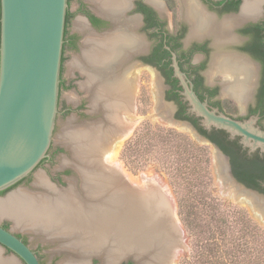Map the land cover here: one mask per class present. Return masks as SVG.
I'll use <instances>...</instances> for the list:
<instances>
[{
  "label": "flooded vegetation",
  "instance_id": "flooded-vegetation-1",
  "mask_svg": "<svg viewBox=\"0 0 264 264\" xmlns=\"http://www.w3.org/2000/svg\"><path fill=\"white\" fill-rule=\"evenodd\" d=\"M251 1L253 0H119L107 10H99L93 1L68 0L58 115L66 116L72 112L78 118L92 115L97 120L95 126L99 125L106 133L109 124L122 126L119 113L129 108L127 104L132 102L135 95L143 94L142 85L148 76L152 80L148 82L149 85L152 83L149 94L155 100L156 111H161L162 97L164 103L172 107L171 112L176 120L189 123L200 135L221 149L228 158L232 174L241 185L264 194V151L260 148L252 150L250 146H246L242 142V136L233 138L223 129L204 128L202 118L190 111L191 105L183 95L184 88L177 72L179 68L189 87L211 110L216 109L240 121L253 120L264 131V0H260L255 12L247 13L244 7ZM73 3L75 8L72 7ZM77 21L81 23L78 25L75 23ZM92 36L96 39H92ZM116 40L118 42H114ZM89 51L95 53L90 54ZM113 52L116 54L113 55ZM90 55L102 59L98 57L99 60L94 63L89 60ZM81 62L84 65L81 66ZM240 71L245 79H241ZM86 74L94 76L93 82H89L91 85L87 82L91 87L86 83L90 81ZM228 74H232L233 78L229 79ZM119 84L130 95L124 106H116V103L115 107L109 109L108 99L94 103L95 107L94 104L87 106V100L83 96L75 108L66 103L60 108L64 90L75 88L81 93L88 92L93 103V95L102 90L105 93L109 90L112 92L113 87ZM104 88H107V92ZM237 88H243L244 99L236 91ZM88 107L91 108V113ZM166 116L160 115L161 118ZM119 130L121 127L114 132ZM53 147L37 167L47 169L54 160L55 152L65 149L61 146L52 152ZM222 167L225 170L224 163ZM71 172L72 168L66 167L53 176L54 185H65L66 176ZM33 177L30 173L1 191L0 196L20 184L32 185ZM73 192L74 190L71 193ZM63 193L67 192L59 191L56 193L58 198H51L58 200ZM71 193L70 196L73 195ZM1 218L6 221L0 222V225L29 245L39 263L44 264L41 255L44 246L41 243L38 247H32L29 233L42 232L54 237L56 233L44 229L42 224L43 229H34L23 217L4 215ZM12 224L24 226L29 232L26 229L14 231ZM6 262L26 264L16 253L0 244V264Z\"/></svg>",
  "mask_w": 264,
  "mask_h": 264
},
{
  "label": "rangeland",
  "instance_id": "rangeland-1",
  "mask_svg": "<svg viewBox=\"0 0 264 264\" xmlns=\"http://www.w3.org/2000/svg\"><path fill=\"white\" fill-rule=\"evenodd\" d=\"M74 5L75 3L72 5L73 8H75ZM149 81L152 80L147 76L144 79L145 84L142 85L143 94L135 95L129 104V108L125 112L119 113L118 118L120 117L122 126L109 124L106 133L99 125L95 126L97 120L92 115L82 118H78L73 112L66 116L58 115L51 144V147H54L51 151L55 152L56 148L61 146L65 149L55 152L54 160L47 169L37 167L31 172L34 176L32 185L20 184L7 194L1 195L0 200L6 199L13 192L21 193V191H24L23 194L29 195L34 200H40L42 197L48 199L53 196L58 198L56 193L59 191H68L69 193L70 190L71 192L74 190L73 193L70 192L73 194L71 195L72 198L79 197L81 186H85L86 177H84L83 172H87L91 167L86 163V159L83 161L77 159L72 149L73 144L63 142L61 134H70L75 131L91 132L92 129L100 136L99 131H101L102 140H99L102 144L104 142L116 143L115 160L123 179L125 178L127 183L135 188L138 195H142L139 197L143 203L139 217L145 216L144 219L148 217L154 220L157 217H169L177 230V236L180 235L178 237L179 242L166 240L167 248L165 251L169 252H166L169 257H165V264H210L201 261L213 262L218 258L222 261H231L232 258L226 256V252H230L233 247L229 241H227L228 245H219L211 252L210 248L214 245L209 246L204 240L218 232V227L222 226L221 220L226 219L230 224L233 223V220H238L239 217L240 219L252 220L263 232L259 238L257 236L254 238V234L248 235L246 239L249 241L250 249L258 248L261 253L260 259L264 264V246L261 244L262 240L264 241V216L260 215L261 212L255 207L254 201L253 203L246 202L240 198L241 196L230 194V188L226 183L228 180L222 167L223 161L221 163L222 159L214 155L213 147L210 144L198 142L189 131L162 120L160 115L164 116L165 114L162 110L156 111L155 100L149 94L150 86H152V83L149 85ZM83 96L87 100V106L92 105L88 92L81 93L75 88L68 91L64 90L60 100V108L63 103L75 108ZM90 109L88 107L91 113ZM89 125L90 128H88ZM84 127L87 128L84 129ZM120 127L121 130L114 132ZM93 128H98L99 131ZM111 132L114 133V136L110 135ZM104 137L105 141H103ZM66 167L72 168V172L66 176V184L54 185L55 181L52 180V177ZM39 175L45 177L47 186L39 183ZM249 198L251 199V197ZM56 200L54 199L53 203ZM1 217L0 222H5L6 220ZM192 219L197 220L200 224H205V226L201 228L188 227L186 220ZM11 226L14 231L24 229V226H15L14 224ZM50 232L54 231L51 230ZM230 233L233 234L232 231ZM61 234L56 233V237H54V235L48 236L42 232L29 233L28 237L32 247H38L41 243L44 246L41 250L44 264H113L115 261L117 264L129 261L132 264H142L145 261L140 257L134 256L132 258L127 257V255L110 261V257H114L111 252L99 253L105 249L106 244L98 253L89 256L86 254L89 250L88 247H85L86 239L81 237L83 244L80 241V245H74L75 241L78 240L72 238L71 235L64 236L62 234L59 236ZM134 244H139L137 239H135ZM111 247L112 245L109 249ZM257 259L250 253L244 261L238 260L237 264H257Z\"/></svg>",
  "mask_w": 264,
  "mask_h": 264
},
{
  "label": "water",
  "instance_id": "water-1",
  "mask_svg": "<svg viewBox=\"0 0 264 264\" xmlns=\"http://www.w3.org/2000/svg\"><path fill=\"white\" fill-rule=\"evenodd\" d=\"M68 7V0H0V192L33 172L39 163L47 157L51 147L59 114L62 50ZM177 72L184 88L183 95L191 105L190 111L202 118L204 128L223 129L233 138L242 136V142L246 146H250L252 150L260 148L264 151V131L257 127L253 120L240 121L216 109L211 110L189 87L179 68ZM161 100L163 103L161 110L168 113L165 118L163 117L164 120L189 131L198 142L210 144L213 147L214 155L222 159L225 165V176L229 183L239 190L236 195L247 199L251 197L257 202L264 203V194L243 186L236 180L228 158L221 149L200 135L189 123L176 120L171 112L170 104L166 105L162 97ZM99 133V138L102 140L101 131ZM83 159L87 161V157H83ZM86 163L90 165L91 169L94 168L95 171L102 172L99 175L101 179L113 172L102 160L95 165ZM92 172L89 169L84 173L85 186H81L79 197L71 198L69 206L62 204L69 211L73 210L75 205L84 206L86 208L83 213L84 219L88 221H92L95 215L109 213L112 210L115 213L120 212L119 204H124V201L119 203L120 195H110L111 191H108L107 186L105 189L104 186H97L99 190L94 196L92 193L96 182L91 177ZM113 173L116 178L120 179L119 181L122 180L121 185L124 188H131L135 197L141 200L138 202L142 203V199L139 198L142 195H138L135 188L127 183L125 178L123 179L120 172ZM123 187L122 192L124 193ZM65 192L68 194V191ZM116 193L120 194V191L116 190ZM123 195L125 196L123 200H126L125 193ZM142 198L144 199V197ZM112 200L115 201L112 202ZM257 202H254L255 207L261 212L260 215L264 216V208ZM52 204L56 206L57 203ZM134 209H136V214H131V216L135 218L138 214L136 220L138 228L135 229V232L137 230L136 233L141 235L139 229L146 226V228L153 229L150 232L152 235H149L148 239L135 237L134 239L138 240L139 238L147 246L138 244H134L131 248H127V246L124 255L132 258L140 257L145 260L142 264H165L163 253L167 248L166 240L177 242V230L164 213L165 217H162V221L158 222L157 220L158 224H155L154 219L148 217L144 219L145 216L139 217L141 208L136 203ZM122 211L125 214L126 209L123 207ZM66 215L69 216V214ZM61 223L66 224V222ZM128 228L133 233L134 227L127 226ZM62 230L68 231L69 229L63 226ZM75 230L72 229L70 232ZM79 230L78 234L85 231L81 228ZM92 234L91 230L80 234L82 238L86 239L85 247L89 248L86 254L89 256L98 253L101 248L105 247L104 244H111L106 238L104 242H97L98 245H93ZM0 244L16 253L26 264H40L29 245L2 225H0ZM113 264H117V261Z\"/></svg>",
  "mask_w": 264,
  "mask_h": 264
},
{
  "label": "bare ground",
  "instance_id": "bare-ground-1",
  "mask_svg": "<svg viewBox=\"0 0 264 264\" xmlns=\"http://www.w3.org/2000/svg\"><path fill=\"white\" fill-rule=\"evenodd\" d=\"M93 1L99 8V10H107L108 7H112V5H114V2L116 0H91ZM119 2V0H117ZM116 1V2H117ZM121 1V0H120ZM115 2V3H116ZM259 3H260V0H253L251 2H248L246 5H245V11H247V13H251V12H255L259 6ZM117 5V4H116ZM160 7V6H159ZM158 7V8H159ZM109 10V9H108ZM187 17V16H186ZM78 20V19H76ZM83 21V20H82ZM76 24H80L81 22L80 21H77L75 22ZM74 23V25H76ZM83 23V22H82ZM84 24V23H83ZM83 28V27H82ZM79 30V29H78ZM113 30V29H112ZM83 31V30H82ZM92 31H90L91 33ZM101 34V33H100ZM89 37V36H88ZM108 38V37H107ZM118 38V37H117ZM92 39H96V38H93L92 36ZM98 39V38H97ZM137 39V38H136ZM140 40V39H138ZM110 41V40H109ZM86 42V41H85ZM114 42H118L117 40L114 41ZM92 44V42H90ZM95 43V42H93ZM101 43V42H100ZM109 44L111 42H108ZM108 43H107V47H108ZM97 44V43H96ZM99 44V43H98ZM97 44V45H98ZM103 44V43H102ZM116 44V43H115ZM100 45V44H99ZM119 45V44H118ZM104 46V44H103ZM90 47V46H89ZM101 47V46H100ZM106 47V45H105ZM118 47V46H117ZM120 47V46H119ZM86 48V47H85ZM95 48V46H94ZM121 48V47H120ZM89 49V48H87ZM99 49V48H98ZM102 49V48H100ZM104 49V48H103ZM113 49V48H112ZM111 49V50H112ZM96 50V48H95ZM106 49H104L105 51ZM110 50V51H111ZM120 50V49H119ZM87 51V50H86ZM85 51V52H86ZM92 51V50H91ZM94 51V50H93ZM92 51V52H93ZM102 51V50H100ZM99 51V52H100ZM84 52V53H85ZM90 52V51H89ZM87 52V53H89ZM90 52V54H94ZM98 52V53H99ZM114 53V52H113ZM112 53V54H113ZM105 54V53H104ZM110 54V53H109ZM116 53H114L113 55H115ZM111 55V54H110ZM111 55V56H113ZM85 55H83L84 57ZM102 56V55H101ZM110 56V57H111ZM79 57V56H78ZM99 57V56H98ZM96 55H90L89 56V60H92L95 61L99 60L97 59L98 58ZM104 57V56H103ZM119 57V56H118ZM81 58V57H80ZM79 58V59H80ZM101 58V57H99ZM112 58V57H111ZM85 59L86 56H85ZM84 59V60H85ZM102 59V58H101ZM77 60V59H76ZM81 60V59H80ZM108 60H110L108 58ZM122 61V59H121ZM76 62V61H75ZM78 62V61H77ZM76 62V63H77ZM242 62H245V61H242ZM71 63V62H70ZM74 63V62H73ZM71 63V64H73ZM87 63V62H86ZM92 63V62H91ZM108 63V62H106ZM110 63V62H109ZM246 63V62H245ZM82 62H81V66H82ZM247 64V63H246ZM76 66V64H74ZM78 65V64H77ZM84 65V64H83ZM86 65V64H85ZM87 65H89L87 63ZM86 65V66H87ZM249 65V63H248ZM103 66V65H102ZM121 66V65H120ZM89 67V66H88ZM251 67V66H250ZM75 68V67H73ZM72 68V69H73ZM90 68V67H89ZM108 68V67H107ZM110 69V68H109ZM82 70V69H81ZM97 70V69H96ZM94 71V70H93ZM243 71V70H242ZM104 72V71H103ZM241 72V71H240ZM87 73V72H86ZM97 73V72H96ZM238 73V72H237ZM105 74V73H103ZM102 74V75H103ZM90 75V74H89ZM240 77L241 79L245 77H243V73L241 72L240 73ZM87 78H90V81H86V83L88 82H93L92 79L94 78V76H88L86 74ZM112 76V75H111ZM253 76V74H252ZM228 77L229 79H232L233 76L232 74H228ZM103 78V77H102ZM89 80V79H87ZM94 80V79H93ZM108 81V80H107ZM100 82V81H99ZM85 83V85H86ZM87 83V85H89ZM98 83V82H97ZM109 84V83H108ZM91 85V84H90ZM89 85V86H90ZM105 86V84H104ZM87 87V86H86ZM91 87V86H90ZM251 87V86H249ZM253 87V86H252ZM112 88V87H111ZM245 88V87H244ZM248 88V87H247ZM105 90L107 88H104ZM110 89V87H109ZM125 87L120 85L119 86H116V87H113L112 89V92H106L102 90L101 93L99 94H96V95H93V98H94V102L92 104H98V102L101 100V99H108L110 100L107 105V103L105 105H107V107L110 109V108H113L115 107V104L116 106L117 105H121V106H124L126 105L125 104V101H127L128 99V91L124 90ZM243 88L241 89H236V91H238V94H240L241 98L244 99V94H243V91H242ZM88 91H89V88H88ZM91 92V91H90ZM95 93V92H94ZM110 94V95H109ZM91 95V96H92ZM246 95V93H245ZM103 97V98H102ZM106 97V98H104ZM112 97V98H111ZM118 97V98H117ZM92 98V100H93ZM127 99V100H126ZM130 100V98H129ZM117 101V102H116ZM131 103V102H129ZM94 104V107L96 106ZM129 105L127 104V107ZM118 108V107H117ZM121 109V108H120ZM109 111V110H108ZM126 110H124L125 112ZM112 115V114H111ZM129 115V114H128ZM114 116V115H113ZM112 118V117H111ZM114 118V117H113ZM120 118V117H119ZM117 120V119H115ZM115 126V124H114ZM91 126L89 125L88 128H90ZM82 128V127H81ZM87 128V127H84V129ZM68 129H69V126H68ZM67 129V130H68ZM80 129V128H79ZM77 129V130H79ZM94 129V128H93ZM98 130V128H95ZM94 129V130H95ZM82 130V129H81ZM65 131V130H64ZM75 131V130H74ZM86 131V130H85ZM114 134V133H113ZM112 132L110 135H113ZM62 135V141L65 142V143H69V144H73L72 146V149L74 150V154L75 156H77V159H80V161H83L85 159H83V156L84 157H87V162H89L90 164H98L99 161H104L105 165L112 169L113 172H120V170L117 168L118 166V163L116 162L115 158H116V149H115V144L116 143H105L102 144L101 141L99 140V135L97 132L95 131H92L91 129V132H84V131H75L74 133H65L64 135ZM109 135V136H110ZM114 136V135H113ZM106 137V136H105ZM105 137H104V140H105ZM59 138V139H60ZM107 138V137H106ZM112 138V137H111ZM60 139V140H61ZM103 140V141H104ZM102 141V142H103ZM72 142V143H71ZM101 144V145H100ZM108 149V151H107ZM85 162V161H84ZM221 163H222V160H221ZM222 165V164H221ZM90 171H93L92 172V175L91 177L93 179H95V182H96V185L94 186V190H93V195L95 196L97 194L96 191L99 190V188H97V186H104V189L105 187L107 186L108 188V191L110 192V195L113 194L116 196V194L120 195L118 198H119V203H121L122 201H125L124 204H119V208L121 209L120 212H117L115 213L114 210H112L111 212H106V213H102L100 215H95L94 216V219L92 221H88L87 219H84V211L86 210V208L82 205H75L74 209L69 211V209H65V207L63 206L64 204L66 206H69L68 203L70 202V200H72L71 196L69 195L70 193H63V195L61 196L60 195V198L58 200H56L55 202L57 203L56 206H53V200L52 198H48V199H45V200H34V198H30L29 195H26V194H23V192L21 191L20 192H13L12 195H10L9 197H7L6 199L4 200H1L0 201V216H18V217H23L26 219V221H28V223L30 225H33L32 228L34 229H43L42 226L44 227V229H47V230H53L55 233H62L64 236L68 235L72 238H74L75 240H78V241H75L74 245H80L81 243L83 244V241H81V237L82 235L80 234H85V231L86 230H91L92 231V237H93V240H94V244L98 245L97 242L99 243H102L104 242V240L106 238L109 239V242L112 244V247L111 249H109V247L111 246V244H107L105 249L101 251V253L105 254L107 252H111V254L114 255L110 257V261L112 259H117L119 257H122L124 254H126V248H131L134 243H135V239L134 237H146V239H148L150 236L149 235H152L150 232L153 230L150 229V227L146 228V226H143L141 227V229H139V231L141 232V235L140 233H136L135 232V229L138 228V225H136V220H137V217H138V214L135 216H131V214H136V209H134V205L136 203L137 206H139V208H141V202H138V201H141L139 199H137L135 197V194L134 192L132 191L131 188L129 187H123L121 184H122V180L119 182V178H116L115 177V174L113 172H111L112 174H109L106 176H104L105 178H102L101 179V176L100 173L102 172H98V171H95L94 168H90ZM85 173V172H83ZM90 173V172H89ZM95 173V174H94ZM121 174V173H120ZM42 175V174H41ZM97 175V176H95ZM122 175V174H121ZM103 177V176H102ZM225 177V176H224ZM45 178V177H44ZM44 178L42 176H38V180H39V183L43 186H47V183L45 182ZM97 180V181H96ZM228 180V179H227ZM226 181V180H225ZM224 181V182H225ZM227 185L228 187H230V194L231 195H236L238 193V189H236L235 187H233L232 184L229 183V181L227 182ZM110 185V186H108ZM225 186V185H224ZM122 187L124 188V191H125V195H126V200H123V198H125V196L123 195L122 193ZM93 189V188H92ZM130 189V190H128ZM116 190L117 191H120V194L119 193H116ZM20 191V190H18ZM15 193V194H14ZM25 193V192H24ZM44 196V195H43ZM238 196V195H237ZM76 197V196H75ZM236 197V196H235ZM47 198V197H46ZM36 199V198H35ZM55 199V198H53ZM246 202L250 201L253 203L254 202H257L255 199H247V198H243ZM243 200V201H244ZM115 200H112V202H114ZM137 201V202H136ZM54 202V203H55ZM60 204V205H58ZM63 204V205H62ZM257 204L263 206L264 208V203L262 201H259L257 202ZM124 207V209H126V212L125 214L123 213L122 211V208ZM69 211V212H68ZM87 212H90V211H87ZM140 212V211H139ZM66 214H69L66 215ZM106 214V215H105ZM161 222L162 221V217L158 219V217L156 218L155 220V224H158V222ZM61 222H66V224H63ZM42 224V226H41ZM61 224V226H60ZM88 225V227H87ZM63 226L64 227H68V231L66 230H62L63 229ZM79 226V227H78ZM127 226L128 227H134L133 228V233H131V230H129V228L127 229ZM157 226V225H156ZM84 227V228H83ZM87 227V228H86ZM79 228H81V230H85L83 231V233H77ZM72 229H76L75 231L73 232H70ZM57 231H60V232H57ZM67 232V233H64V232ZM80 231V230H79ZM162 231V229H161ZM134 233H136V235H133ZM59 235V236H62ZM132 234V235H131ZM161 235V234H159ZM180 236V235H179ZM178 236V237H179ZM85 237V236H84ZM60 239V238H59ZM81 241V243H80ZM88 241V240H87ZM178 241V240H177ZM137 242L141 245V246H147V244L143 243L142 240H137ZM179 242V241H178ZM87 243V242H86ZM138 244V245H139ZM123 245V246H121ZM174 245V244H173ZM75 247V246H74ZM76 249H78V247L76 246ZM82 251V250H81ZM168 252V251H165V253ZM164 253V254H165ZM169 253V252H168ZM167 254V253H166ZM166 254H165V257H166ZM163 255V254H162ZM109 256V254H108ZM169 257V254L168 256ZM166 261V260H165ZM6 264H13V263H9V262H6ZM65 264V263H64ZM71 264V263H69Z\"/></svg>",
  "mask_w": 264,
  "mask_h": 264
},
{
  "label": "trees",
  "instance_id": "trees-1",
  "mask_svg": "<svg viewBox=\"0 0 264 264\" xmlns=\"http://www.w3.org/2000/svg\"><path fill=\"white\" fill-rule=\"evenodd\" d=\"M243 178H245L246 176H242ZM4 191V190H3ZM189 208V207H187ZM214 209V208H213ZM243 216V215H242ZM212 218V217H211ZM239 220V221H238ZM235 219L233 220V223H230L226 220L223 219L221 220V225L218 227V232L217 233H213L210 237H207L206 240V244L207 245H214L213 247L210 248L211 252L219 245H228L229 241L232 244V250L230 252H226V256L228 258H232L231 261H222L221 259H216L213 262H208V260L206 261H201L203 263H210V264H237L238 260L242 259L244 261V259H246L247 257H249L250 253L254 255V258H258L256 260L257 264H262V260L261 258V253L258 251V248L255 249H250L249 248V241L246 239V237L248 235H254V238H259V236H261V234L263 233L260 229V227L255 224L252 220L250 219ZM187 226L192 228H201L202 226H205V224H200L197 220L192 219V220H186ZM208 225V224H207ZM224 225V226H223ZM228 225V227H227ZM204 228V227H203ZM202 228V229H203ZM234 230H236V232H234ZM233 232L230 233V232ZM202 233V230L200 231ZM199 232V234H200ZM261 239V238H260ZM264 239V237H263ZM261 244L264 246V241L262 240ZM258 252V253H257ZM211 254V253H210ZM209 254V255H210Z\"/></svg>",
  "mask_w": 264,
  "mask_h": 264
}]
</instances>
